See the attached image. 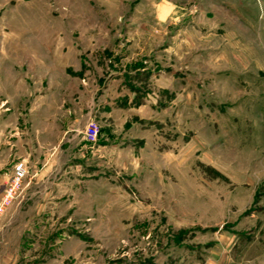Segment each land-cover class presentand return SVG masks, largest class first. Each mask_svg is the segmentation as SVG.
<instances>
[{"label": "rangeland", "instance_id": "374dc122", "mask_svg": "<svg viewBox=\"0 0 264 264\" xmlns=\"http://www.w3.org/2000/svg\"><path fill=\"white\" fill-rule=\"evenodd\" d=\"M19 161L0 264H264V0H0Z\"/></svg>", "mask_w": 264, "mask_h": 264}, {"label": "built area", "instance_id": "2783aa9c", "mask_svg": "<svg viewBox=\"0 0 264 264\" xmlns=\"http://www.w3.org/2000/svg\"><path fill=\"white\" fill-rule=\"evenodd\" d=\"M97 131L98 129L96 123L89 120L83 130L84 140L87 143L93 144L97 137ZM27 173V167L23 161H19L14 164L10 182L5 187L0 198V218L6 208L9 207L18 196Z\"/></svg>", "mask_w": 264, "mask_h": 264}]
</instances>
